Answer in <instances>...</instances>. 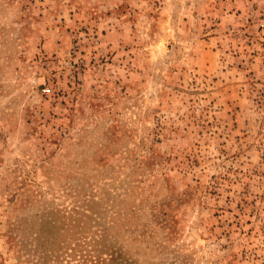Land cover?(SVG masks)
I'll use <instances>...</instances> for the list:
<instances>
[{"label":"rangeland","instance_id":"374dc122","mask_svg":"<svg viewBox=\"0 0 264 264\" xmlns=\"http://www.w3.org/2000/svg\"><path fill=\"white\" fill-rule=\"evenodd\" d=\"M97 256L264 264V0H0V264Z\"/></svg>","mask_w":264,"mask_h":264},{"label":"trees","instance_id":"16d2710c","mask_svg":"<svg viewBox=\"0 0 264 264\" xmlns=\"http://www.w3.org/2000/svg\"><path fill=\"white\" fill-rule=\"evenodd\" d=\"M101 241H102V243L105 245V243H104V241L106 242V240L105 239H103V238H101ZM96 254V253H95ZM97 255V254H96ZM95 255V256H96ZM110 256V255H109ZM102 257H100V256H97L96 257V259L93 261H90V260H88L89 261V263L90 264H110V259L108 258V260H106V259H101ZM81 263L82 264H87V262L86 261H84V258L82 259L81 258ZM112 263V262H111Z\"/></svg>","mask_w":264,"mask_h":264}]
</instances>
